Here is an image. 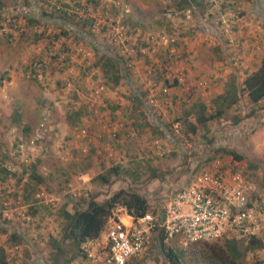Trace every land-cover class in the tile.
Segmentation results:
<instances>
[{"label":"rangeland","instance_id":"rangeland-1","mask_svg":"<svg viewBox=\"0 0 264 264\" xmlns=\"http://www.w3.org/2000/svg\"><path fill=\"white\" fill-rule=\"evenodd\" d=\"M169 2L174 0H0V166L11 164L14 168L13 172L5 169V179L0 181V196L6 203L10 200L6 210L12 216L5 221L23 236L18 249H14L8 241L10 232L0 227V246H5L6 259L11 264H84L79 245L71 238L60 239L64 227L62 210L72 214L75 206L88 198L102 204L119 190H129L148 198L158 183L168 178L160 191V196L165 198L171 191L169 183L174 180L179 183L180 179L186 182L204 172H234L245 185L252 186L248 200L256 215L255 228L246 236L232 232L210 242L188 246H182L178 239L166 240L165 244L184 250L188 256L205 246L220 244L223 238H235L245 245L253 235L261 240L263 247L246 253L242 264H264V172L257 164L264 150L258 154L249 151L248 145L234 141L231 137L236 135L222 127L225 121L235 122L240 116L254 117L251 106L234 105L221 119L209 121L189 137L184 134V125L178 121L180 126L174 129L172 126L176 121L171 119L170 133L185 146V153H180L177 146L159 131L150 127L148 136H144L132 128L131 123L121 126L119 139L103 136L101 140L90 142L83 140L79 132L83 128L82 123L77 122L80 116H86L84 118L89 122L108 118L104 111L106 106L102 105L109 100L104 94L108 89L103 87V92L96 94V87L93 88L86 78L94 70V62L101 53L107 51V55L131 63L122 83L115 89L112 87L115 98L124 99L130 93L146 95L144 89L139 90L144 80L139 82L137 74L145 60H150L151 71L160 73L149 72L148 79H161L165 73L161 80L168 84L173 82L171 70H178L181 65L178 63L184 61L179 48L184 41L188 45L189 39L198 33L205 34L198 24L195 25V19L199 23L207 21L199 17L203 12L200 7L194 13L189 9L190 16L185 18L184 11L174 12V7L168 8ZM230 3L238 4L239 12L245 11V4L250 8L255 3L258 7L264 6L262 0H208L206 4L202 3L207 5L204 11H209L207 20L215 25L218 16L228 18L227 10L231 9L227 4ZM53 9L66 11L74 23L71 20L61 22L56 17L48 19L47 14ZM172 12L171 16L169 13ZM239 12L234 13L238 16ZM116 26L123 28L122 33L127 38L124 45L110 41L112 28ZM194 29L198 33L193 32ZM159 32L166 38L170 36L171 41L156 40ZM146 36H151L152 41L147 42ZM180 37L185 40L181 41ZM89 79L94 80L92 75ZM93 97L102 104L93 102ZM111 100L114 102L115 99ZM206 107V112H211V105ZM76 111L81 115L74 118ZM44 113L49 119L47 135L36 148L39 154L33 152L28 163L23 165L14 156V146L19 140L27 142L31 139ZM89 122L86 126L91 131ZM144 123L148 127L145 120ZM142 124L139 123L140 128ZM222 149L233 151L242 159L235 161L222 153ZM108 152L112 154L111 159L107 157ZM30 166L43 185H39L25 201L23 187L28 182L27 167ZM112 167H118V173L111 174L108 183H101L98 177ZM85 172L90 173L89 179L79 181L76 177ZM151 172H155L158 179L151 178ZM135 176H138L136 183L133 182ZM40 190L47 195L72 190L75 197L67 194L65 205L61 201L44 204L34 199ZM31 212L33 215L29 214ZM99 234L92 240L96 242ZM49 238L59 239L61 252L57 255L51 249ZM53 258L58 260L53 262ZM194 262L204 264L197 257H193L191 264ZM129 264L168 263L152 238L144 252L129 260Z\"/></svg>","mask_w":264,"mask_h":264},{"label":"crops","instance_id":"crops-1","mask_svg":"<svg viewBox=\"0 0 264 264\" xmlns=\"http://www.w3.org/2000/svg\"><path fill=\"white\" fill-rule=\"evenodd\" d=\"M207 1L208 0H202V3L206 4ZM202 3L199 4V7L203 12L199 17H201L203 21L208 22L209 19L207 20V16L209 18V11H204L205 8H207V5ZM257 3L260 2L257 1ZM262 4H264V0H262ZM203 5L204 7L202 8ZM227 6L231 9L227 10L228 18L218 16L215 25L211 24L210 21L208 23H199V20L195 19V25L198 24L201 31L205 32V34L200 35L196 32L197 30L194 29L193 32L198 33L197 36L189 39L188 45L186 44L187 42L184 41L179 48L184 61L178 63V65L181 64L178 67V70H173L174 72L171 70V73L174 74L172 78L175 83H171L167 87L164 82L165 80H161L165 78V73L164 77H161V79H148L147 74H149V72L152 74L159 72L151 71L149 69L152 65L150 60H145V65L141 68V71L137 73L140 77H138L139 82L144 80L143 85H139V90L144 89L143 91L147 92L152 89L156 99V107L153 114H146L141 102L142 92L134 94L140 95L138 104V102L132 98L134 96L132 93L128 94L124 99L120 97L115 98L112 94L115 87H113L114 89L107 88L109 92L106 91L104 94L109 100L104 101V104L93 97V102H96L97 105L102 104L106 106L104 111L108 115L107 120H90L89 122L84 118L86 116H80L79 119H77V122L79 121L82 123L81 127L83 128L80 129H85L87 131V137H83V140H89L90 142L98 141L101 140L103 136L108 137V135L112 133L117 139H119L120 132L122 131L121 126L124 123H131L132 128L137 132H141L144 136H148L150 127L151 129L153 128L159 131V134L177 146L180 153H185V148H180V144L182 143L178 141V137L175 135L174 138L170 133V130L172 131L173 127L169 128L170 120L174 119L176 122L179 121L182 124L184 120L193 123V112L197 105H203L207 110L206 106L210 104L214 96L223 93L224 88L228 86L230 78H234L236 85L240 86L245 76L257 68L260 57L264 51V15L262 13L264 12V6L261 5L258 7V4L255 3L254 7L250 8L245 4L243 5L246 7L245 11L241 10L240 12L238 4L230 3L227 4ZM235 11L239 12L238 16L235 15ZM159 34H161V32H159ZM179 39L181 41L185 40L183 37H180ZM170 40L171 38H169V41ZM91 75L94 78L92 81L89 79ZM86 78H88L90 83L93 84V88L100 85L103 86L102 73L97 67H95L91 74L87 75ZM121 83L122 81L120 79L119 84ZM166 83L168 85L167 81ZM161 87L166 88L164 94L159 92ZM111 99H115L114 102ZM242 103L251 106L247 103L245 96H242L235 105H240ZM262 104H264V100L260 101L257 106H251V108L254 109V115H252L254 117L249 115L248 117L245 116V119L244 117L240 118V116L235 122L225 121V126H222L225 129L227 128L226 132L232 131V134L236 135L231 137L234 141L237 143L239 141L244 142L246 146L248 145L247 149L256 154L264 150V108H259ZM138 112H140V115ZM144 120L148 127L144 123ZM86 122L92 124L89 125L92 127L91 131H88ZM140 122H143L141 128L139 126ZM198 128L200 129V127H197L193 134L199 131ZM220 130L221 128L217 129L218 132ZM252 130L256 131L253 132ZM36 131L37 127L33 136L36 134ZM212 135L214 137V131L212 132ZM37 154H39V152H37ZM155 179L158 178L156 177L154 180ZM167 179L168 178H165L161 183H158L157 189L150 193L148 198L145 197L151 207L154 206L159 208L162 205L160 191L164 187V181ZM9 201L10 200L7 201V204ZM11 211L15 212L14 210ZM9 213L11 212L9 211ZM262 215L263 221L264 214ZM0 227H3L4 231L7 232H18L17 229L14 230L12 229L13 227L8 226V222L4 224L0 223ZM92 241L93 240H87L86 242L81 243L79 245L80 249L86 248L93 253L98 252L97 242ZM1 246L5 248L4 245ZM84 264H86L85 260Z\"/></svg>","mask_w":264,"mask_h":264},{"label":"built area","instance_id":"built-area-1","mask_svg":"<svg viewBox=\"0 0 264 264\" xmlns=\"http://www.w3.org/2000/svg\"><path fill=\"white\" fill-rule=\"evenodd\" d=\"M183 13L185 18H189V9ZM122 30L121 26L112 28L110 41H117L122 45L127 43ZM167 38L164 34L155 36L156 40L163 42L169 41ZM145 40L151 42L152 37L146 36ZM123 66L126 71L131 67V63L126 61ZM103 90V86H97L95 93L101 94ZM159 92L164 94L166 88L161 87ZM141 102L146 114H153L156 99L152 89L141 97ZM48 123L47 114H42L36 134L27 142L19 140L16 143L14 156L20 159L21 164L26 165L29 157H32L31 154L43 142L48 132ZM179 126V122L173 124L174 129ZM79 132L82 137H87L85 129H80ZM108 136L115 137L113 133ZM180 148L185 146L180 144ZM107 157L112 158L111 152H108ZM4 167L9 172L14 170L11 164ZM89 177L90 173L85 172L76 178L85 182ZM176 181L169 183V195L160 197L162 205L155 214L146 212L136 217L132 210H128L124 205L115 206L105 218L103 229L96 241L98 252L84 250L86 264H129V260L142 254L152 238L157 235H162L165 241L178 239L182 246H188L210 242L232 232L246 236L255 228L256 215L248 200V194L253 188L245 185L239 174L204 172L186 182L181 179L179 183ZM67 194L75 197L72 190L57 195H47L40 190L35 193L34 199L51 205L65 201ZM3 206L1 218L11 217L12 214L6 210L7 203Z\"/></svg>","mask_w":264,"mask_h":264},{"label":"trees","instance_id":"trees-1","mask_svg":"<svg viewBox=\"0 0 264 264\" xmlns=\"http://www.w3.org/2000/svg\"><path fill=\"white\" fill-rule=\"evenodd\" d=\"M175 2V0L172 3L169 2L167 7H174V12L190 9L194 13L199 8V4L202 3V0H177V2ZM64 7H66L65 4ZM170 14L172 16L173 12ZM47 15L48 19L56 17L55 19H59L61 22L71 20L69 18L70 15H67V12L64 10L53 9L52 12ZM71 23L74 22L71 20ZM106 52L101 53L98 56V58L94 62V67H97L102 73V85L110 89L119 84L120 79L125 77V72L127 70L124 71L123 66L126 61L122 60V58L118 56L107 55ZM165 85L167 87L169 86V84L167 85L166 81ZM242 96H245L247 103H249L253 107L257 106L260 101L264 100V51L260 57L259 65L257 66V68L253 72L245 76L240 86L236 85L234 78H230L228 86L224 88L223 93L213 97L210 103L211 112H206L203 105H197L195 111L193 112L194 122L191 123L186 120L183 121L185 136L189 137L191 134H193L197 127H204L205 124L209 121H217L221 119L224 116L226 110L238 103ZM132 98H134V100H136L139 104L140 95H134ZM261 107L264 108V104ZM253 110L251 111L253 112ZM80 115L81 112L76 111L74 112L73 117L76 118ZM236 120L237 119H235L234 121ZM15 146L14 153H16ZM220 151L224 154L230 155L235 161H240L242 159L241 155H238L233 151H228L225 149H222ZM257 164L261 166L264 172V154ZM118 169V167L110 168L103 176L98 177V180L103 184L108 183L111 174H117ZM27 171L28 182L25 183V188L23 187L24 194H26L23 195V199L25 201H27L28 197L36 191V188H38L39 185H43L42 179L39 175L35 174V171H33V169L31 170V166L27 167ZM3 173H6L5 167L0 166V181L5 179V175ZM151 175V178L156 177L155 172H151ZM137 180L138 176L133 177L134 183H136ZM5 202L6 200L0 196V218L2 208L4 207L3 204ZM66 203V200L63 201L64 205ZM119 204L124 205L128 210H132L134 216L136 217L142 216L146 212L155 214L158 210V208L154 206L151 207L144 196H141L129 190H119L115 192L102 204L93 201L92 198H88L87 200H84L82 202L80 201L78 203V206H75L72 214H69L64 210L60 212L61 217L64 221V227L62 229V236L60 237V239L63 240L66 238H71L76 243V245H80L87 240L97 238L98 234L101 231V227L104 223L105 218L108 216L110 211ZM81 205L83 207H81ZM29 214L33 215L32 212ZM0 223H6L5 219L1 218ZM22 238L23 236H21L19 232L11 231L8 241H10L12 248L18 249L19 241L22 240ZM153 238L157 241V244L164 254L168 264H191V261H193V257L199 258L202 262H204V264H242V260L246 253L255 249H261L263 247V243L261 242V240L253 235L249 236V239L247 240L245 245L241 244L235 238H223L221 240V243L218 245L215 244L205 246L204 249L199 250L198 252H192L190 253V255L186 256L184 250L173 249L167 246L162 235H157ZM49 242L52 246L51 249H53L56 255L61 252L59 239L49 238ZM81 258L85 260V253L82 249ZM56 259L58 260V258ZM56 259L53 258V262H55ZM0 264H11L7 261L6 254L2 246H0ZM194 264L198 263L194 262Z\"/></svg>","mask_w":264,"mask_h":264}]
</instances>
